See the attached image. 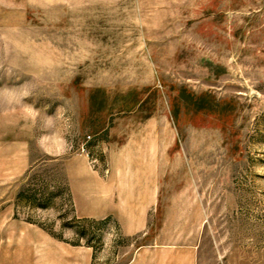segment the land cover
Listing matches in <instances>:
<instances>
[{"label": "rangeland", "instance_id": "374dc122", "mask_svg": "<svg viewBox=\"0 0 264 264\" xmlns=\"http://www.w3.org/2000/svg\"><path fill=\"white\" fill-rule=\"evenodd\" d=\"M0 264H264V0H0Z\"/></svg>", "mask_w": 264, "mask_h": 264}]
</instances>
